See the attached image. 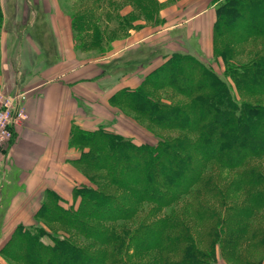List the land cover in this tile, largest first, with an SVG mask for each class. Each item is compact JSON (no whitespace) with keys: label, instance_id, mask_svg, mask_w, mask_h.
Instances as JSON below:
<instances>
[{"label":"trees","instance_id":"1","mask_svg":"<svg viewBox=\"0 0 264 264\" xmlns=\"http://www.w3.org/2000/svg\"><path fill=\"white\" fill-rule=\"evenodd\" d=\"M70 1L81 51L100 47L110 22L126 34L159 7L158 0ZM215 2L213 53L223 73L174 52L138 87L113 93L110 102L149 130L152 144L73 125L69 142L80 152L73 161L87 183L68 205L45 190L37 223L15 228L0 264H213L218 256L261 264L264 0ZM124 5L134 9L124 14Z\"/></svg>","mask_w":264,"mask_h":264},{"label":"crops","instance_id":"2","mask_svg":"<svg viewBox=\"0 0 264 264\" xmlns=\"http://www.w3.org/2000/svg\"><path fill=\"white\" fill-rule=\"evenodd\" d=\"M10 1L0 0L2 11ZM22 1L29 7V26L14 49L13 84L14 91L22 90L27 119L0 154V248L17 226H35L45 190L68 205L73 189L87 183L73 161L80 155L69 142L73 125L85 130L103 127L136 143L152 144L155 136L131 113L114 106L111 95L138 87L161 62L146 72L145 65L165 54L215 57V0H159L158 25L142 23L111 41L110 51L99 56L75 47L71 16L59 0ZM118 59L123 62L113 66ZM213 264L227 263L218 256Z\"/></svg>","mask_w":264,"mask_h":264},{"label":"rangeland","instance_id":"3","mask_svg":"<svg viewBox=\"0 0 264 264\" xmlns=\"http://www.w3.org/2000/svg\"><path fill=\"white\" fill-rule=\"evenodd\" d=\"M61 7L69 12L71 14L73 10V1L70 0H59ZM159 2V7L157 8V16L153 18L152 20H146L142 16H140V19L134 20L130 22L131 27H133L131 30L138 29L142 23H146L151 25L152 27L158 25L160 23V16L159 11L161 9V2ZM1 8V7H0ZM134 8L132 5H124L122 8V12L128 13L132 11ZM6 14V15H5ZM30 12L29 7L22 1V0H11L10 6L7 8H4V11H2L1 8V17H0V94L11 96L14 93V79L16 77V71L13 67V62L15 61V53L14 49L19 43V36L22 35V33H26L28 30V20H29ZM136 18L135 16H132L130 19ZM116 21H112L108 24L107 30L104 32V41L102 42V45L98 48H92V53L95 56L104 55L106 52L110 51V42L113 41L116 38H121L125 36L126 34H115V28H116ZM5 27V29H4ZM128 31V32H129ZM76 42V41H75ZM78 47V44H76ZM80 46V45H79ZM80 49L83 48V46L79 47ZM156 50V49H151ZM189 54V53H188ZM200 57H198L202 62L207 64L209 67L213 68L218 74H222L224 70L223 61L216 57L207 59L206 57H202V53H199ZM172 54H165L162 56L161 60L159 58H156L154 61L148 63L145 65V72L148 69H151L155 67V64L158 63V60L165 61L169 57H171ZM116 63H112L113 66L120 64L123 62V59H118ZM122 70L125 68H121ZM132 70V69H131ZM20 92L22 91L19 89ZM161 92H157L155 95H161ZM161 99V98H160ZM157 131V130H156ZM47 227V226H46Z\"/></svg>","mask_w":264,"mask_h":264},{"label":"built area","instance_id":"4","mask_svg":"<svg viewBox=\"0 0 264 264\" xmlns=\"http://www.w3.org/2000/svg\"><path fill=\"white\" fill-rule=\"evenodd\" d=\"M27 119L22 106V92L15 90L11 96L0 94V154L3 155L12 142L16 128Z\"/></svg>","mask_w":264,"mask_h":264}]
</instances>
